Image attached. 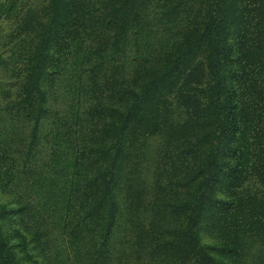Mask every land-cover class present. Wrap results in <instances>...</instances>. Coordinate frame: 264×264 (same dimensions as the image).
<instances>
[{
    "label": "trees",
    "instance_id": "1",
    "mask_svg": "<svg viewBox=\"0 0 264 264\" xmlns=\"http://www.w3.org/2000/svg\"><path fill=\"white\" fill-rule=\"evenodd\" d=\"M0 264H264V0H0Z\"/></svg>",
    "mask_w": 264,
    "mask_h": 264
}]
</instances>
